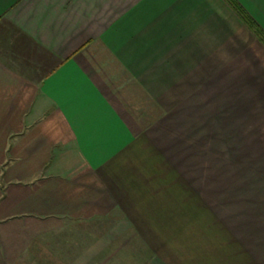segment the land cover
I'll list each match as a JSON object with an SVG mask.
<instances>
[{
    "label": "crops",
    "instance_id": "1",
    "mask_svg": "<svg viewBox=\"0 0 264 264\" xmlns=\"http://www.w3.org/2000/svg\"><path fill=\"white\" fill-rule=\"evenodd\" d=\"M0 264H264V43L227 0H0Z\"/></svg>",
    "mask_w": 264,
    "mask_h": 264
},
{
    "label": "trees",
    "instance_id": "2",
    "mask_svg": "<svg viewBox=\"0 0 264 264\" xmlns=\"http://www.w3.org/2000/svg\"><path fill=\"white\" fill-rule=\"evenodd\" d=\"M233 10L242 18L245 24L253 30V32L263 41L264 43V31L257 22L244 10V8L236 0H227Z\"/></svg>",
    "mask_w": 264,
    "mask_h": 264
}]
</instances>
